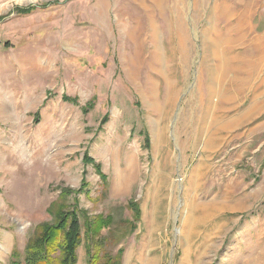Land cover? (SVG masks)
Listing matches in <instances>:
<instances>
[{
  "label": "rangeland",
  "instance_id": "374dc122",
  "mask_svg": "<svg viewBox=\"0 0 264 264\" xmlns=\"http://www.w3.org/2000/svg\"><path fill=\"white\" fill-rule=\"evenodd\" d=\"M203 1L182 61L138 0H0V264L59 203L84 211L75 264H264V0Z\"/></svg>",
  "mask_w": 264,
  "mask_h": 264
},
{
  "label": "trees",
  "instance_id": "16d2710c",
  "mask_svg": "<svg viewBox=\"0 0 264 264\" xmlns=\"http://www.w3.org/2000/svg\"><path fill=\"white\" fill-rule=\"evenodd\" d=\"M20 13H27L31 8H18ZM64 99H67L63 96ZM71 101L75 98L70 99ZM92 107V103L86 104V110ZM86 188L83 183L77 192L81 193ZM72 190L65 188L60 191V197L64 198L72 194ZM54 203V207H55ZM72 206V205H71ZM59 203L56 212L53 213L55 221L52 224H42L34 239L28 244L24 257L25 264H75L76 249L81 244L82 233L80 215L84 211L79 209L75 203L73 208ZM86 233L96 235L101 225L84 219ZM110 260V259H108ZM108 263V262H106ZM105 263V264H106ZM111 262H109L110 264ZM12 264H20L13 261ZM113 264V262L111 263Z\"/></svg>",
  "mask_w": 264,
  "mask_h": 264
},
{
  "label": "bare ground",
  "instance_id": "6f19581e",
  "mask_svg": "<svg viewBox=\"0 0 264 264\" xmlns=\"http://www.w3.org/2000/svg\"><path fill=\"white\" fill-rule=\"evenodd\" d=\"M185 1L186 0H138V6L146 13V15H150L149 16V24H148L147 28H149V30H151L152 32H151L149 38H153L154 37L153 35L157 34L156 31H154L156 24L154 25V23L150 20V18L152 17L151 14L156 13L158 16H160V18H166L168 20V25L167 26L169 28V34L171 33L170 36H169V43L174 41V47L180 53V57H181L182 61H185L187 56H188V35H187L186 29H185L184 24H183V14L185 12V10H184ZM205 1H203V2L205 3ZM203 5H202V7H203ZM221 7H222L221 4H218L217 7H216V10L218 11V14L220 16L223 15ZM204 8H205V6H204ZM139 28H140V25L133 26L131 31H130V33L128 34L129 39L130 40H134V44H135L133 49H132L133 53L130 56L131 58L134 55L137 58L140 56V49H141L142 41L136 42L135 41L136 38H134L135 35H136L135 31H137V29H139ZM224 29H225L224 31L222 29H219L218 34H217L218 38L223 39L224 35L231 36V35L236 33V26L235 25L226 26V27H224ZM237 37H238L237 34H235V39ZM154 43H156V42H154ZM175 48H174V50H175ZM247 73L252 74V71L249 69V70H247ZM227 99H229V96H227ZM227 99H226V102H228ZM222 110H223V108H222ZM185 128H186V126H185ZM128 171H129V168H126L124 170V172H123L125 175H121V173H118L117 178H114L115 181H113V183H112L113 184L112 185V192L113 193L118 192L120 186L122 184L124 185L125 182L127 183L129 181V179H130L129 177H130V175H131V173L133 171L132 172H128ZM221 207H223V206H221ZM221 207H220V209H222ZM223 208H225V207H223Z\"/></svg>",
  "mask_w": 264,
  "mask_h": 264
},
{
  "label": "crops",
  "instance_id": "0c3cea01",
  "mask_svg": "<svg viewBox=\"0 0 264 264\" xmlns=\"http://www.w3.org/2000/svg\"><path fill=\"white\" fill-rule=\"evenodd\" d=\"M254 1H257V0H254ZM254 1L252 2V6L254 4ZM262 11L263 10L260 11L261 13H259L258 18H257V20H258L257 23H259V24H264V12H262ZM263 49H264V47H263Z\"/></svg>",
  "mask_w": 264,
  "mask_h": 264
}]
</instances>
